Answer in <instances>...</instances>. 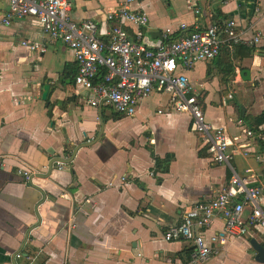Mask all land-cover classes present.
Returning a JSON list of instances; mask_svg holds the SVG:
<instances>
[{"label": "crops", "instance_id": "1", "mask_svg": "<svg viewBox=\"0 0 264 264\" xmlns=\"http://www.w3.org/2000/svg\"><path fill=\"white\" fill-rule=\"evenodd\" d=\"M117 3L73 0L71 15L95 20L103 32L106 11ZM131 8L147 14L141 32L151 41L166 28L177 37L235 21L242 40L185 73L206 120L235 145L247 144L249 154L238 151L231 165L261 189L264 207V143L242 131L264 129L253 124L264 113V0H138ZM7 9L0 0V16ZM126 29L134 38L136 29ZM23 40L46 50H29ZM75 72L73 52L50 41L35 18L0 26V264H188L191 243L167 242L163 232L225 187L229 167L212 160L189 114L158 112L166 94L153 92L133 116H106L84 102L85 91L74 92ZM76 147L69 163L49 169ZM222 230L215 216L206 234ZM252 238L264 246L256 230L226 237L202 264H264L254 258Z\"/></svg>", "mask_w": 264, "mask_h": 264}, {"label": "built area", "instance_id": "2", "mask_svg": "<svg viewBox=\"0 0 264 264\" xmlns=\"http://www.w3.org/2000/svg\"><path fill=\"white\" fill-rule=\"evenodd\" d=\"M136 1L118 0L116 7L108 9L105 19L109 26L103 32L93 19H73V0H8V9L0 16V26H9L14 19L30 16L39 22L50 41L59 40L69 48L76 64L74 92L85 91L84 102L91 107L133 116L140 102L157 92L167 95L165 111L160 109L159 113L178 111L190 115L194 131L212 160L227 165L231 175L228 184L211 199L189 206L179 222L164 230L163 238L167 242H190L188 264H202L217 252V245L226 237L246 236L253 230L264 236L261 189L231 165L238 151L249 154L245 149L247 144L235 145V138L230 140L224 128L214 127L206 120L195 87L185 73L198 62L217 57L223 44L232 46L242 39L235 29V21L228 20L223 26L210 24L177 37H171V30L166 28L158 40H148L141 32L147 26L148 16L131 8ZM128 26L136 29L134 38L128 34ZM258 39L257 36L249 42L255 43ZM21 44L33 51L46 50L44 43L23 40ZM231 97L230 92L228 98ZM237 123L243 124L241 119ZM242 131L247 138L264 143V129L249 127ZM56 164L62 166L60 162ZM17 173L26 180L34 175L21 168ZM246 208L249 211L244 216ZM215 216L222 218L223 230L220 234L207 235ZM15 256L19 257L20 253Z\"/></svg>", "mask_w": 264, "mask_h": 264}, {"label": "water", "instance_id": "3", "mask_svg": "<svg viewBox=\"0 0 264 264\" xmlns=\"http://www.w3.org/2000/svg\"><path fill=\"white\" fill-rule=\"evenodd\" d=\"M244 72H246V73H248V71L247 70H245ZM242 75H243V72H242ZM47 90H48V85L47 84H45L44 86H43V91H42V99H45L46 98V94H47ZM79 148V147H78ZM77 147H76V149L74 150V152H73V154H72V156H70V158H68V159H61V158H55L54 160H52L51 162H50V164H49V169H50V167H51V164L53 163V162H60V163H69L70 161H71V157H73V155H74V153H75V151L78 149ZM39 218V217H38ZM250 245H251V247L253 248V250L255 251V256H254V258H255V260L257 261V262H260V263H264V246L262 245V244H260V243H258L255 239H250Z\"/></svg>", "mask_w": 264, "mask_h": 264}, {"label": "trees", "instance_id": "4", "mask_svg": "<svg viewBox=\"0 0 264 264\" xmlns=\"http://www.w3.org/2000/svg\"><path fill=\"white\" fill-rule=\"evenodd\" d=\"M74 77V75H73ZM73 79V78H72ZM264 122V113L259 115V116H256L254 119H253V124L255 126H258L259 124L263 123ZM192 249V248H191Z\"/></svg>", "mask_w": 264, "mask_h": 264}, {"label": "rangeland", "instance_id": "5", "mask_svg": "<svg viewBox=\"0 0 264 264\" xmlns=\"http://www.w3.org/2000/svg\"><path fill=\"white\" fill-rule=\"evenodd\" d=\"M112 110L109 108H103V114L106 116H112Z\"/></svg>", "mask_w": 264, "mask_h": 264}]
</instances>
